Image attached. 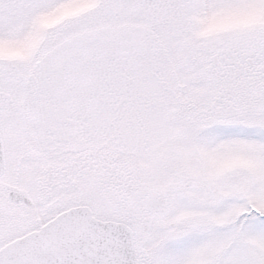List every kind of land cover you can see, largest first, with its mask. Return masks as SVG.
Returning a JSON list of instances; mask_svg holds the SVG:
<instances>
[{
  "label": "rangeland",
  "instance_id": "374dc122",
  "mask_svg": "<svg viewBox=\"0 0 264 264\" xmlns=\"http://www.w3.org/2000/svg\"><path fill=\"white\" fill-rule=\"evenodd\" d=\"M0 130V247L83 204L138 264H264V0H0Z\"/></svg>",
  "mask_w": 264,
  "mask_h": 264
},
{
  "label": "water",
  "instance_id": "95a60500",
  "mask_svg": "<svg viewBox=\"0 0 264 264\" xmlns=\"http://www.w3.org/2000/svg\"><path fill=\"white\" fill-rule=\"evenodd\" d=\"M0 135V175L4 156ZM12 201L30 200L12 192ZM0 264H137L131 229L94 218L86 206L59 213L39 230L0 249Z\"/></svg>",
  "mask_w": 264,
  "mask_h": 264
},
{
  "label": "flooded vegetation",
  "instance_id": "af4514ba",
  "mask_svg": "<svg viewBox=\"0 0 264 264\" xmlns=\"http://www.w3.org/2000/svg\"><path fill=\"white\" fill-rule=\"evenodd\" d=\"M239 78V77H238ZM6 164V163H5ZM73 165H74V163H72L69 167H70V169L73 167ZM65 166H68V164H66V165H59L58 166V168H57V166H54L55 168L54 169H52V168H50V166H48V171H49V173H50V176L51 177H58V176H62L63 174H64V169H65ZM12 192H16V193H19V194H23L25 197H27L29 200H30V203L28 204V203H26L25 201H23V200H18V201H12L11 199H10V196H9V194L10 193H12ZM7 197H8V199L10 200V202H11V204H23L24 206H31V199H30V197L24 192V191H22V190H20V189H18V188H16V187H12V188H10L9 190H8V193H7ZM64 210V209H63ZM58 213V212H57ZM56 214V213H55ZM54 214V215H55ZM53 215V216H54ZM52 216V217H53ZM51 218V217H50ZM50 218H48V219H50ZM48 219H46L45 221H47ZM45 221H43L42 223H44ZM41 223V224H42ZM40 224V225H41ZM39 225V226H40ZM31 230H33V229H31ZM31 230H29V231H31ZM28 231V232H29ZM25 233H27V231L26 232H24L23 234H25ZM23 234H20V235H17V236H15V237H13L12 239H14V238H16V237H19V236H21V235H23ZM11 239V240H12ZM10 241V240H9ZM211 259H212V257H211ZM234 261L235 260H229V264H234ZM209 262H211V260H210V257H209ZM209 262L208 263H206V264H209Z\"/></svg>",
  "mask_w": 264,
  "mask_h": 264
},
{
  "label": "bare ground",
  "instance_id": "6f19581e",
  "mask_svg": "<svg viewBox=\"0 0 264 264\" xmlns=\"http://www.w3.org/2000/svg\"><path fill=\"white\" fill-rule=\"evenodd\" d=\"M136 260H137V256H136Z\"/></svg>",
  "mask_w": 264,
  "mask_h": 264
}]
</instances>
